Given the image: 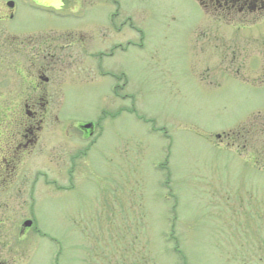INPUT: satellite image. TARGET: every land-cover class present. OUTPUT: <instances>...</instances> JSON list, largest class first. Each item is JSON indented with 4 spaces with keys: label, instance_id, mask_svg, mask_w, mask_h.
I'll return each instance as SVG.
<instances>
[{
    "label": "rangeland",
    "instance_id": "1",
    "mask_svg": "<svg viewBox=\"0 0 264 264\" xmlns=\"http://www.w3.org/2000/svg\"><path fill=\"white\" fill-rule=\"evenodd\" d=\"M13 1L6 19L0 0V143L40 128L0 199V264H264V15ZM41 35L80 58L55 60L47 83L23 50ZM97 121L100 134L77 130Z\"/></svg>",
    "mask_w": 264,
    "mask_h": 264
},
{
    "label": "flooded vegetation",
    "instance_id": "2",
    "mask_svg": "<svg viewBox=\"0 0 264 264\" xmlns=\"http://www.w3.org/2000/svg\"><path fill=\"white\" fill-rule=\"evenodd\" d=\"M38 1V0H32ZM199 4L208 12L212 17L218 19L219 21L230 23L233 21H242L249 22L251 20L257 19L264 15V0H197ZM7 2V1H6ZM5 2V3H6ZM9 11L4 13L3 16L6 15V19H10L13 16L14 7L8 9ZM70 36V35H69ZM29 43L25 45L24 49L29 50V53L34 55V59L37 60V63L30 62V65L37 66L35 68V75L39 81H50V72L55 65L58 64L63 65L65 61L67 62L70 58L75 59L77 61L80 60L78 55L71 57V53L69 52L70 48L66 46H71L69 42L67 45L56 46L57 45V37L53 36H43L41 35L39 39H35V37H28L25 41ZM50 45L52 49L48 46ZM54 48V49H53ZM61 49V55L64 57L57 56L55 58V54L58 53L56 51ZM67 49V52H65ZM71 49H75L74 46ZM17 50V48H15ZM22 50V49H19ZM16 52V51H15ZM40 57V60H38ZM67 57V58H65ZM61 58L64 60L61 61ZM55 60H58L55 62ZM63 62V63H62ZM81 60L80 63H82ZM71 63V60L69 61ZM27 76V78L31 79L34 75L32 74ZM46 75V76H45ZM117 96V93H115ZM39 100H45L44 97H33L27 96L24 99V104H28L31 102H38ZM104 114V113H103ZM26 115L29 119H33L35 117V113L30 111V109L26 112ZM85 124V122L79 123L77 126V130L85 137H92L95 134V130L97 131V127L93 126L92 130L82 129L81 126ZM38 125V122H36ZM40 127H34V125L27 124V128L25 132L27 134L22 135V140L17 141L15 139L16 135L9 134V138H6L3 143H0V199L7 200L9 198L15 197L16 193L14 191V183H15V175H16V159L17 155L23 153L27 150L28 145H34L37 141V135L35 131H38ZM98 134L101 133V129L98 128ZM13 135V136H12ZM14 181V182H13Z\"/></svg>",
    "mask_w": 264,
    "mask_h": 264
},
{
    "label": "water",
    "instance_id": "3",
    "mask_svg": "<svg viewBox=\"0 0 264 264\" xmlns=\"http://www.w3.org/2000/svg\"><path fill=\"white\" fill-rule=\"evenodd\" d=\"M83 128H91V124H86V125L83 126ZM30 224H31L30 221H25V222H24V225H25V226H29Z\"/></svg>",
    "mask_w": 264,
    "mask_h": 264
}]
</instances>
